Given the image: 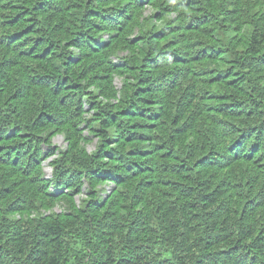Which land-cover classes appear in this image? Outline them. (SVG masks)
I'll return each mask as SVG.
<instances>
[{
    "label": "trees",
    "instance_id": "16d2710c",
    "mask_svg": "<svg viewBox=\"0 0 264 264\" xmlns=\"http://www.w3.org/2000/svg\"><path fill=\"white\" fill-rule=\"evenodd\" d=\"M0 264H264V0H0Z\"/></svg>",
    "mask_w": 264,
    "mask_h": 264
},
{
    "label": "rangeland",
    "instance_id": "374dc122",
    "mask_svg": "<svg viewBox=\"0 0 264 264\" xmlns=\"http://www.w3.org/2000/svg\"><path fill=\"white\" fill-rule=\"evenodd\" d=\"M53 144L58 145L59 147H62L65 145V141L63 140L61 135H55L53 138ZM46 162V161H45ZM44 162V163H45ZM47 173H49V167L47 165L44 166ZM61 208L57 205L54 206V211H59Z\"/></svg>",
    "mask_w": 264,
    "mask_h": 264
}]
</instances>
